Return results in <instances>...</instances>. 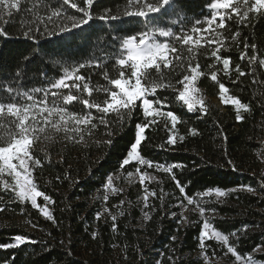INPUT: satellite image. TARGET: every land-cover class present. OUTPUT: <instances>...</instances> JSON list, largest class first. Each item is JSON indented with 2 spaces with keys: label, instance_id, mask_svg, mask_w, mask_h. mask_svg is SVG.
Returning a JSON list of instances; mask_svg holds the SVG:
<instances>
[{
  "label": "trees",
  "instance_id": "trees-1",
  "mask_svg": "<svg viewBox=\"0 0 264 264\" xmlns=\"http://www.w3.org/2000/svg\"><path fill=\"white\" fill-rule=\"evenodd\" d=\"M50 2L53 7L59 6V0ZM73 2L79 3V0ZM213 2L214 0H183L184 7L179 14L170 13L163 24L171 27L177 35L183 29L193 35L195 40L197 35L189 29L194 21L211 17L213 10L210 5ZM124 4L125 0H99L101 9L119 10ZM24 7L29 5H23L22 10L14 12L11 17H4L9 21L6 31L14 38L0 40V48L6 53L5 58L0 61V82H5L0 87L11 86L19 91L46 88L51 81L61 77L65 66L84 63L86 66L79 69L78 74L89 79V86L94 89L91 97L84 94V98L103 101L105 94L95 89L112 87L109 80L119 76V66L116 64L119 42L114 39L121 34L114 30L117 22L110 24L97 19L90 27L75 30L71 35L29 40L19 30L22 20L31 19L23 11ZM67 12L69 15L77 14L70 7ZM173 20L177 23L173 24ZM249 21L246 24L238 23L233 14L232 19L225 20V27L218 29L227 37L224 41L227 47L222 49L221 55L231 57L229 75L224 74L222 63H216L211 55L215 45L210 47L201 40L202 47L199 48L193 66L199 63L198 71L204 73L196 86L200 89V95L207 98L204 99L208 107L207 113L189 111L186 105L174 99L172 89L157 90V95L165 101L163 110L172 111L180 117L177 135L184 136L185 139L178 140L174 146H168L166 142L170 133L164 126L163 118H160L155 125L145 130L147 140L139 150L153 164L167 166L180 162L187 165L182 170L173 169L176 179L185 186L184 194L178 190L172 174L165 173L162 169L140 166L135 162L124 168L119 167L130 144L134 142V125L142 117L137 116L127 126L120 128L116 117L109 114L107 119L115 132L111 146L103 143L107 139L104 126L95 129L91 137L86 136L83 143L64 140L61 134L53 141H41L35 145L38 151L34 155L43 157V152H39V149H44L50 156V161L45 160L43 169H37L34 175L37 177L39 190L55 201V204L49 205L53 221L47 220L30 203L15 201L14 194L0 184V196L3 197L0 207L4 208L0 211V243L10 242L17 234L35 241L15 249L0 250V264L9 259L12 264H172L169 257L176 264H204L202 259L196 257L202 232V224L197 221H202V218L193 212L189 220L193 222L191 226L187 223L182 225L177 218L181 213L179 204L186 195L196 196L197 193L217 187L227 191L250 186L255 189V193L237 190L220 198L219 202L215 194L203 197L206 206L216 209L213 227L228 234L243 226H250L245 229L247 234L235 245L242 254L252 253L254 248L264 243V190L259 187L264 183V67L258 62L256 65H249L247 60L240 59L245 39L250 46L248 55L255 52L258 60L264 59V16L250 14ZM215 23H219V20ZM129 27L130 30L123 35L140 30L139 26ZM196 27L203 28L206 25ZM236 32L240 33L239 43H234L231 39ZM203 35L207 36V33ZM101 36L104 38L102 41L99 39ZM157 38L167 40L170 44L175 43L177 48L181 47L172 37ZM252 44L256 45L255 49L251 48ZM37 45L38 48H35ZM187 47L183 46L184 55H187ZM33 51L37 52L34 58L21 65L19 54L31 55ZM97 62L102 67L97 66ZM236 64L246 73L238 81ZM210 65L213 67L210 68ZM184 67L186 69L187 65ZM162 71L165 82L171 81L173 84L184 74L179 68L170 70L162 66ZM212 71H216L219 82L229 89L227 96H236L249 104L250 111L241 109V115L245 117L243 121L236 119L234 105L224 103L222 108L212 102V98H222L218 83L210 78ZM105 72L108 80L104 79ZM17 73H20L18 80ZM129 74L126 71L125 77ZM73 94H76L75 90ZM42 95L37 93L36 99L42 98ZM0 102L13 101L7 92L0 91ZM67 107L70 112L83 114L87 111L79 102H73ZM91 111L94 116L97 115L95 110ZM191 128L197 129L199 134L190 135ZM221 128L226 139L218 134V129ZM61 160L63 162L58 163ZM228 160L236 167H229ZM136 167L148 169L160 177L159 182H147L144 185V189L156 193L155 196H150L148 205L144 208L140 200L143 187L140 183L131 185L122 192L112 193L108 201H102L101 197L107 191L102 188L105 177L114 174L124 177L128 172H136ZM57 176L61 179L57 180ZM5 179L12 183L11 178ZM38 203H43L42 198H38ZM104 207L110 210L111 215L116 216L115 221L110 215L95 219L97 212ZM173 212L177 214L176 217L172 215ZM32 224L36 227L33 228ZM93 232L98 234L95 239L92 237ZM173 236L176 237L175 241L171 239ZM61 241H64V246H61ZM204 243L209 246L208 256L222 260L226 252L219 242L205 240ZM65 247H70L68 256L64 254ZM257 259L264 260V256Z\"/></svg>",
  "mask_w": 264,
  "mask_h": 264
},
{
  "label": "snow or ice",
  "instance_id": "snow-or-ice-1",
  "mask_svg": "<svg viewBox=\"0 0 264 264\" xmlns=\"http://www.w3.org/2000/svg\"><path fill=\"white\" fill-rule=\"evenodd\" d=\"M23 5H29V7H24L23 11L29 14L31 19L22 20L19 30L20 34L29 40H39L45 36L71 35L75 30L90 27V24L97 19L110 24L117 22L114 30L121 34L116 35L114 39L119 42L118 58H116L119 76L109 80L112 87L95 89V91L105 94V99L100 102L84 98V94L91 97L94 91L89 86L90 80L78 74L79 69L86 66L84 63H80L78 66H65L61 77L51 81L46 88L19 91L11 86L0 87V91L7 92L13 101L10 103L0 102V184L3 185V188L14 194L15 201L30 203L47 220L53 221L54 217L49 205L55 204V201L50 195L39 190L37 177L34 175L37 169H43L45 160L50 161V156L44 149H39V152H43V157L34 155L33 153L38 151L35 145L41 141H53L57 135L61 134L64 140L83 143L86 136L91 137L95 129L104 126L107 139L103 143L106 146H111L114 143L115 132L107 117L109 114H113L120 128L127 126L135 117H142L140 122L134 125V142L130 144L119 167L124 168V166L135 162L140 166L162 169L163 172L172 174V179L175 181L178 190L184 194L185 186L176 179L173 169L182 170L187 165L180 162L167 166L159 163L153 164L151 160L142 156L139 150L142 143L147 140L145 130L155 125L160 118H163L164 126L170 133L166 142L168 146H174L178 140L183 141L185 139L184 136L177 135V125L181 122L180 117L172 111L163 110L165 101L157 95V90L172 89L175 93L174 99L186 105L189 111L207 113L208 107L200 95V89L196 86V82L204 73L198 71L199 63H195L193 66L199 48L202 47L201 40L210 47L215 45L211 55L216 63H222L224 74L229 75L231 57L221 55L222 49L227 47L224 43L227 37H224L218 29H223L225 20L232 19L233 14L237 22L241 24L250 22V14L264 16V0H214L210 5L213 10L211 17L203 21H194L193 26L189 29L191 33L197 35L195 40H193V35L184 32L183 29L177 35L171 27L163 24V20L170 13L179 14V11L184 7L183 0H125L123 8L119 10L101 9L99 0H79V3L73 2V0H59L57 7H53L50 0H0V24L3 25L0 27V40L7 41L14 38L6 31L9 21H6L4 17H11L14 12L21 11ZM68 7L75 9L77 14L69 15ZM217 20L219 23H215ZM172 23L176 24L177 21L173 20ZM201 24L206 25V27H196V25ZM214 24L215 27H213ZM129 26H139L140 30L134 31L130 35H123L130 30ZM203 33H207V36ZM239 36V32L233 34L232 41L239 43ZM157 37H172L175 42L180 43L181 47L177 48L175 43L170 44L167 40L161 42ZM99 39L102 41L104 38L101 36ZM183 46H188L187 55H184ZM34 47L38 48V45ZM249 47L245 39L240 59L247 60L249 65H256L258 62L261 67H264V59L258 60L255 52L251 56L248 55ZM251 48L255 49L256 45L252 44ZM36 54L35 51L31 55L20 53L18 59L21 65H25ZM5 55V51L0 48V61L5 58ZM88 63L90 65L91 61ZM185 64L187 65L186 69ZM97 66L102 67L99 62H97ZM162 66L170 70L179 68L184 74L175 84L171 81L165 82ZM209 67L213 66L210 65ZM126 71L130 73L127 77H125ZM235 71L237 81L246 75L240 69L239 64L235 65ZM153 72H155V77H153ZM16 76L18 80L20 73H17ZM210 78L218 83L220 96L224 98L223 102L235 106L236 119L243 121L245 117L241 115V109L245 112L250 111L249 104L242 102L236 96H226L225 94L229 92V89L224 83L219 82L216 71H212ZM229 78L231 79L230 76ZM104 79H109L107 72L104 73ZM4 83L0 82V85ZM64 90L67 92L65 93ZM73 90L76 94H73ZM37 93H42V98L36 99ZM50 97L51 101L49 102ZM137 101L140 103L137 104ZM73 102L82 103L87 111L83 114L70 112L67 106L72 105ZM91 110H95L97 115L94 116ZM189 134L195 136L199 133L197 129L191 128ZM218 134L221 135L222 139H226L222 128L218 129ZM170 150L174 149L170 148ZM62 162L63 160L58 161V163ZM227 164L229 167H236L231 160H228ZM136 173L141 183L145 179H154L146 171L141 172L140 167H136ZM5 177L11 178L12 183H9ZM56 179L60 180L61 177L57 176ZM125 179L132 183L133 173L128 172ZM259 187L264 190V183H261ZM102 188L107 190L101 197L102 201H108L109 195L112 193L123 191V189H117L113 186L112 175L105 177L102 181ZM237 190L255 193V189L250 186H240L239 189L232 188L227 191L217 187L214 189L217 202L220 201V198ZM212 194L213 189H209L207 192L197 193L196 196L186 195L179 204L181 213L177 218L182 225L187 223L188 226H191L193 223L183 215V211L186 209L185 200L187 205L194 206V212L205 217L202 221H197V223L202 224V236L199 243L200 258L205 264H214V261L208 256L209 246L203 242L214 240L225 248L226 254L233 258L235 264H264V260L257 259L259 256H264V243L254 248L249 254L240 253L235 246L241 237L247 234L245 229L250 226H243V228L228 234H224L213 227L216 209L206 206V202L203 200V197ZM155 195V192H150L145 188L143 200L147 202L149 196ZM38 198H42V204L38 203ZM2 200L3 197L0 196V201ZM121 203L124 202L121 201ZM3 210L4 208L0 207V211ZM206 213L207 215H205ZM105 215H110L113 221L116 220V216L111 215L107 207L98 211L95 219L99 220ZM145 215L147 216V213ZM172 215L177 216L175 212ZM32 227L35 228L36 225L32 224ZM97 235L96 232L92 233L94 239ZM171 239L175 241L176 237L173 236ZM28 242L35 243V241H30L29 237L17 234L11 238L10 242L0 243V250L15 249ZM60 244L64 246V241H61ZM70 251V247H65V256H68ZM173 255H175L174 250ZM214 256L215 252H213ZM169 260L172 264H176L175 261H172V257H169ZM2 264H12V261L10 259L5 260Z\"/></svg>",
  "mask_w": 264,
  "mask_h": 264
},
{
  "label": "rangeland",
  "instance_id": "rangeland-1",
  "mask_svg": "<svg viewBox=\"0 0 264 264\" xmlns=\"http://www.w3.org/2000/svg\"><path fill=\"white\" fill-rule=\"evenodd\" d=\"M160 38H163V37H160ZM164 39H167V38H164ZM160 41L161 42H164L162 40H160ZM203 99H207V98H203ZM223 99L224 98H217V97H215V98H212V102H214L216 105H218V106H220V107L223 108L224 107V105H223L224 104ZM145 171L149 174L150 177H154V179H145L144 182L141 183L139 181V179H138V174L136 172H133V182L132 183H129L128 180L125 179V177H127V176L121 177L120 175H117V174L112 175L113 176V186L115 188H117V189H123V190H125L127 187H129L131 185H134V184H137V183L142 184L143 187L141 189L142 190V193L140 195V200H142V203H143V207L144 208L148 205L149 198H150V196H149L147 202H145L143 200V197H144V185H145V183H147V182L157 183V182L160 181V177L157 174H155L154 172L149 171L148 169H146V170L141 169V172H145ZM116 177H119V178L117 179ZM213 194H215L214 193V190H213ZM185 205H186V209L183 211V215L185 217H187L188 220H190L191 214L194 212L193 211V207L194 206L193 205H187V202H185ZM205 215H207V214H205ZM200 217L202 218V220L205 218L204 216H200ZM201 236H202V232H201ZM196 257L197 258H200V251H198L196 253ZM210 258L214 261V264H235L233 258L230 255H227L226 253H225L224 257L222 258V260H216V259H214L212 257H210ZM200 259H202V258H200ZM204 264H205V262H204Z\"/></svg>",
  "mask_w": 264,
  "mask_h": 264
}]
</instances>
